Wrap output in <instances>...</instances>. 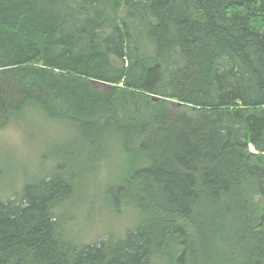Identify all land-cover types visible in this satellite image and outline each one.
I'll list each match as a JSON object with an SVG mask.
<instances>
[{"label": "trees", "instance_id": "trees-1", "mask_svg": "<svg viewBox=\"0 0 264 264\" xmlns=\"http://www.w3.org/2000/svg\"><path fill=\"white\" fill-rule=\"evenodd\" d=\"M21 120L73 154L0 200V264H264V0H0V130ZM103 171L137 223L74 243Z\"/></svg>", "mask_w": 264, "mask_h": 264}, {"label": "rangeland", "instance_id": "rangeland-1", "mask_svg": "<svg viewBox=\"0 0 264 264\" xmlns=\"http://www.w3.org/2000/svg\"><path fill=\"white\" fill-rule=\"evenodd\" d=\"M22 124L23 120L0 130V200L16 198L21 187L53 172L64 152L68 153L65 161L73 154L70 138L54 123L30 120ZM105 176L104 171L100 176H87L74 194L78 208L71 210L72 218L65 228L74 243H96L109 232L124 236L137 223L130 210L114 212L103 198Z\"/></svg>", "mask_w": 264, "mask_h": 264}, {"label": "bare ground", "instance_id": "bare-ground-1", "mask_svg": "<svg viewBox=\"0 0 264 264\" xmlns=\"http://www.w3.org/2000/svg\"><path fill=\"white\" fill-rule=\"evenodd\" d=\"M63 130V129H62ZM71 132V131H70ZM72 133V132H71Z\"/></svg>", "mask_w": 264, "mask_h": 264}]
</instances>
